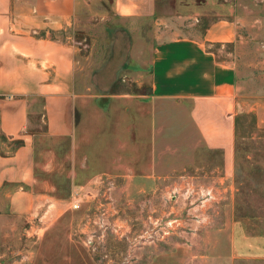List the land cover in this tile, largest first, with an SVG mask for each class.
I'll return each mask as SVG.
<instances>
[{"label": "rangeland", "instance_id": "obj_1", "mask_svg": "<svg viewBox=\"0 0 264 264\" xmlns=\"http://www.w3.org/2000/svg\"><path fill=\"white\" fill-rule=\"evenodd\" d=\"M220 2L241 16L244 47L235 54L232 176L225 178L221 153L204 148L187 116L146 97V76L134 82L132 66L141 65L160 26L117 19L112 0H82L71 30L74 134L46 135L32 102L36 188L49 197L36 215L0 214V264H264L234 255L226 228L235 220L264 237V0ZM240 231L235 247L259 252L243 246Z\"/></svg>", "mask_w": 264, "mask_h": 264}, {"label": "crops", "instance_id": "obj_2", "mask_svg": "<svg viewBox=\"0 0 264 264\" xmlns=\"http://www.w3.org/2000/svg\"><path fill=\"white\" fill-rule=\"evenodd\" d=\"M81 1L0 0V135L6 138L0 140V214L36 215L49 197L36 188L35 134L28 131L33 107L41 106L38 117L49 137L74 134L79 94L71 30ZM231 7L220 0H112L117 19L160 26L141 65L132 66L134 82L141 85L146 76L148 99L170 104L177 118L188 117L204 148L221 153L225 178L232 176L239 120L235 54L244 49L241 16ZM216 45L233 50L222 55ZM13 141L21 145L8 154ZM226 228L234 255L264 257V237L235 220ZM237 230L243 246L259 252L236 248Z\"/></svg>", "mask_w": 264, "mask_h": 264}, {"label": "trees", "instance_id": "obj_3", "mask_svg": "<svg viewBox=\"0 0 264 264\" xmlns=\"http://www.w3.org/2000/svg\"><path fill=\"white\" fill-rule=\"evenodd\" d=\"M0 140L2 142H4V141H6V138L4 136H1L0 135ZM20 145H21L20 141H13V142L9 143V151H8V154L12 153Z\"/></svg>", "mask_w": 264, "mask_h": 264}]
</instances>
